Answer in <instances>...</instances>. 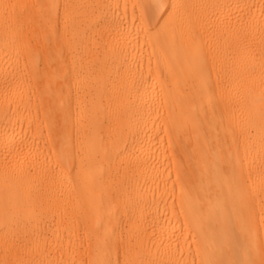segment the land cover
<instances>
[{
	"label": "bare ground",
	"instance_id": "1",
	"mask_svg": "<svg viewBox=\"0 0 264 264\" xmlns=\"http://www.w3.org/2000/svg\"><path fill=\"white\" fill-rule=\"evenodd\" d=\"M4 249L264 264V0H0Z\"/></svg>",
	"mask_w": 264,
	"mask_h": 264
},
{
	"label": "rangeland",
	"instance_id": "2",
	"mask_svg": "<svg viewBox=\"0 0 264 264\" xmlns=\"http://www.w3.org/2000/svg\"><path fill=\"white\" fill-rule=\"evenodd\" d=\"M4 241H5V244H9V246H13V247H16L17 244H18V241H16V238H11L10 236H5L4 238ZM2 257L4 256L5 258H7L9 260V264H12V254L10 252L9 249H4V251L2 250Z\"/></svg>",
	"mask_w": 264,
	"mask_h": 264
},
{
	"label": "snow or ice",
	"instance_id": "3",
	"mask_svg": "<svg viewBox=\"0 0 264 264\" xmlns=\"http://www.w3.org/2000/svg\"><path fill=\"white\" fill-rule=\"evenodd\" d=\"M155 7L157 8V10H159V9H162L164 7V5L163 4H157Z\"/></svg>",
	"mask_w": 264,
	"mask_h": 264
}]
</instances>
